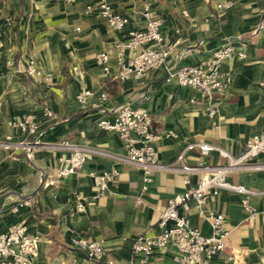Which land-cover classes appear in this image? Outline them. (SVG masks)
I'll return each mask as SVG.
<instances>
[{"label": "crops", "instance_id": "crops-1", "mask_svg": "<svg viewBox=\"0 0 264 264\" xmlns=\"http://www.w3.org/2000/svg\"><path fill=\"white\" fill-rule=\"evenodd\" d=\"M146 2L162 17L164 44L172 53L147 75L121 79L117 45L127 38V30L111 29L94 0H0V139L10 135L14 142L42 145L68 140L124 153L119 133L101 128L99 121L128 103L154 115V148L160 162L180 164V151L194 141L210 142L233 155L245 150L247 142L264 131V0H111L138 29L145 27ZM226 2L230 6L218 7ZM229 43L246 57L223 62L224 93L204 98L196 89L168 78L171 70L201 62ZM101 51L110 55L108 71L95 60ZM126 53L131 56L136 50ZM30 59L52 79L23 76L19 70ZM84 89L93 94L82 104L76 96ZM212 104L219 109L215 116L208 114ZM47 109L52 116L45 114ZM29 116L40 125L35 134L19 126ZM68 155L65 148L36 146L12 153L0 147V232L23 223L42 234L35 264H93L85 250L73 244L77 235L102 241L106 258L114 264H182L173 244L147 256L137 253L135 259L132 245L140 233L159 231L158 217L169 198L197 184L199 173L191 174L185 184L182 173L157 172L138 202L142 170L118 165L119 174L94 200L97 186L89 172L111 171L113 161L90 155L80 170L60 178L58 169ZM185 160L227 161L217 151L204 156L197 150L188 152ZM256 161L263 162L264 156ZM225 179L255 191L250 200L258 214L251 218L241 194L231 189L211 195L205 208L225 215L228 243L237 255L247 264H264V169L234 170ZM77 194L87 197L86 210L73 214ZM26 198L32 200L31 206L21 205ZM184 212L192 226L205 235L212 233L210 221L194 201ZM225 255L216 257L217 264H233L225 262Z\"/></svg>", "mask_w": 264, "mask_h": 264}, {"label": "built area", "instance_id": "built-area-1", "mask_svg": "<svg viewBox=\"0 0 264 264\" xmlns=\"http://www.w3.org/2000/svg\"><path fill=\"white\" fill-rule=\"evenodd\" d=\"M75 1V0H66ZM98 12L103 21L113 30H127V38L117 45V59L120 63L118 77L128 78L131 75L145 76L153 69L158 68L168 61L172 48L164 44V34L161 29L162 17L156 13L146 2L143 8L145 27L143 29L131 26L132 18L116 10L111 0H94ZM230 2L219 3V8L230 6ZM92 9L93 5H87ZM153 44V45H149ZM135 49L136 53L128 56L126 51ZM232 57L245 58L246 53L237 49L233 44H226L215 50L213 55L195 64H185L175 70H171L168 78H175L180 85L196 89L202 97H212L214 94L224 93L227 86V77L222 72L223 62ZM110 55L101 51L95 56L98 64L108 71ZM23 76L42 75L46 80L52 79V74H43L35 61L30 59L25 69H20ZM93 94L92 90L80 91L76 98L85 104L88 97ZM102 99L107 94L102 92ZM218 107L210 105L208 114L215 116ZM45 114L52 116L53 111L47 109ZM154 115L142 108H136L125 103L120 106L111 118H103L99 126L108 130L117 131L124 144V153L113 152L87 144H76L65 140L58 144H39L23 140L14 142L10 135L0 139V147L15 152L19 149H31L36 146L65 148L69 155L65 164L58 169V176L65 178L80 170L87 162L90 155L108 157L113 161L112 170L102 172L90 171L89 174L96 181V191L92 198L94 200L103 196L108 188V182L113 175L119 174L118 165H130L142 170L143 183L137 201H142V196L155 180V174L160 171H173L184 174L185 184L190 183L191 174H200L197 184L188 187L181 193H176L169 198L167 206L158 217L157 226L159 231L147 230L140 233L132 245V258L137 253L146 256L158 249H164L173 244L179 252V261L182 264H217L216 257L225 253V262L233 264H247L246 260L237 255L228 243L230 229L226 226V217L223 213L215 210H206L205 206L211 195L217 194L221 189H231L242 196V205L249 212L251 218L258 214V211L251 203V195L254 190L243 184H234L225 179L226 174L234 170H261L264 169V161L258 162L256 158L264 156V131L255 134L248 142L245 150L238 155L231 154L225 148L206 141L187 142L180 151L177 161L180 164L160 162L156 156L154 140L157 137L154 129ZM23 131L35 134L40 125L33 117L19 123ZM197 150L204 156L212 151H217L227 161L223 164H210L204 161L197 164L186 162L185 156L188 152ZM87 197L77 194V201L72 213L86 210ZM210 221L212 233L205 235L199 228L191 225L186 211L191 202ZM32 200L26 198L21 205L31 206ZM43 235L38 232H31L23 223L13 224L8 231L0 232V260L2 264H35L38 245L43 240ZM73 244L86 252L87 258L93 264H114L112 259L106 258L105 246L100 240H89L86 236L77 235L73 237ZM134 264V263H132Z\"/></svg>", "mask_w": 264, "mask_h": 264}]
</instances>
